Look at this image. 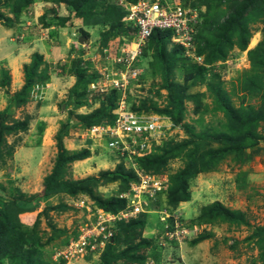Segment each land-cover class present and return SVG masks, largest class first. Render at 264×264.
<instances>
[{
	"label": "rangeland",
	"instance_id": "rangeland-1",
	"mask_svg": "<svg viewBox=\"0 0 264 264\" xmlns=\"http://www.w3.org/2000/svg\"><path fill=\"white\" fill-rule=\"evenodd\" d=\"M96 1L95 10L82 17L70 11L65 3L46 0H34L18 20L9 8L1 7L4 19L0 21V113L9 115L8 124L26 121L28 125L26 130L6 136L4 155L0 162V195L3 197L0 199V208L18 195L32 202L38 197L42 198L34 210L23 212L20 219L25 230L36 226L44 246V258L49 264H102V253L107 243H114L112 238L119 224L138 218L146 219L145 227L139 230L131 245L125 243L123 234L122 242L116 245V252H123L128 246H135L142 240L149 241V246L137 252V255L145 258L144 264H264V122L257 126L256 144H234V135L247 125L228 120L224 111L214 112L213 100L208 97L210 93L206 84L192 83V80L185 83L188 70L196 66V62L188 58L187 54L186 62H180L168 81L181 86L187 84L189 94L203 93V106L207 105L209 111L204 108L203 113L193 100L186 98L181 126L169 116L158 114L160 127L156 134L148 138V146L144 151L135 157L131 154V158L110 146V143L115 142V135H119L127 149L130 148L126 142L127 134L120 127L115 129L105 123L94 129L85 127V118L104 108L105 104L108 106V98L113 92L119 100L123 97L121 94L126 93L129 99L126 105L129 107L130 103L148 106L150 112L146 111L147 119L150 117L148 115L154 113V108H166L174 95V90L164 88L162 74H153L159 65L152 66L155 62L154 49H146L147 55L141 59L145 72L133 85L130 82L132 73L126 74L127 66L119 62L124 56L123 49L128 50H125V57H135L132 51L136 50L139 33L135 25L139 11L135 10L131 18L129 3L125 0ZM195 1L167 0L170 5L176 6ZM253 1L256 0L218 1L211 11L200 7L203 10L200 13L210 20L208 25L217 20L216 26L225 27V21L230 22L242 12L244 17L241 16V19L246 27L243 30L247 35L237 33L235 39H231L235 41L232 46L222 49L224 59L208 67L211 70L208 79L222 86L233 108L244 111L253 108L258 112L264 104V88L254 95H246L242 91L244 81L252 78L256 72L264 81V67L260 63V57L262 60L264 58V50H261L262 55L258 53L254 59L250 55L264 40V0H258V6L250 12L246 11ZM118 6L127 13L118 14ZM48 12L49 16L53 15V20L46 27L42 18ZM8 18L15 22V26H7L12 24ZM119 23L124 24L118 26ZM118 30L123 33L115 34ZM245 40L246 47L243 50ZM173 46L167 45L168 59ZM214 46L215 51L220 49L217 42H214ZM191 52L197 53V47ZM36 54L41 55L42 59L39 61L35 84L28 94L27 104L17 107L14 98L24 87L26 70L34 66ZM8 79V86H2ZM243 97L245 100L241 103ZM118 107L114 110L116 114L120 113ZM186 128L193 133H189ZM61 131L66 132L63 140L68 154L83 150L90 152L89 158L68 166L66 179L98 178L108 172L116 174L117 166L121 163L126 170L136 174V179L127 184L121 179L113 182L101 179L99 185L94 187V194L103 199L116 195L127 199L125 210L114 214L117 217L115 220L112 214L101 210L88 195L73 198L57 194L44 199L43 184L55 167ZM223 133H227L225 137ZM217 137L220 138L218 142L215 141ZM198 144L200 149L196 148ZM184 146L187 147L181 149ZM10 148L11 154L8 153ZM171 148H177L178 155L168 159L166 166L161 167L158 173L143 171L137 162L138 158L145 156L165 157V152ZM210 148L225 149V152L216 161L214 169L204 171L195 152L201 155ZM191 156L197 163H194L193 170L187 176L189 200L172 205L168 197L176 189V182L180 185L178 177L187 169ZM151 177L161 183V191L165 194L157 199L155 208L150 207L151 200L144 196L148 190L143 180ZM126 186H129L128 191L121 193ZM158 194L151 193L150 196L157 198ZM217 202L232 212L242 213L245 223L239 226L220 220H200L204 208ZM60 206L67 208L57 209ZM135 208L140 210L134 212ZM106 220L108 222L103 226L104 230L110 228L113 232L111 241L98 244L93 250L91 246L88 251L74 252L76 254L69 259H65L64 255L58 257L57 253L68 249L71 243L76 244L82 238L85 240L90 235H97L99 223ZM50 238L54 239L49 243L47 240ZM65 241L69 244L65 245ZM3 264L10 263L4 261ZM113 264L140 263L123 258Z\"/></svg>",
	"mask_w": 264,
	"mask_h": 264
},
{
	"label": "trees",
	"instance_id": "trees-1",
	"mask_svg": "<svg viewBox=\"0 0 264 264\" xmlns=\"http://www.w3.org/2000/svg\"><path fill=\"white\" fill-rule=\"evenodd\" d=\"M46 1H54L56 3H65L67 4L70 11H75L77 16H83L87 12H92L95 10V6L97 4L96 0H46ZM126 2L130 4H136L139 0H125ZM218 1L223 0H197L191 4H189L192 7H206L207 10L211 11L212 6H215V4L218 3ZM34 3V0H0V21L4 19V13L1 11V7H6L10 9V12L16 17L18 20L20 18V15L23 13L25 9H27L29 6H31ZM260 2L258 0L251 2L249 5V8L246 10L248 12L252 11V9L255 6H258ZM118 14L125 15L127 12L125 9L121 6L117 7ZM214 8V7H213ZM50 12L44 14L42 21L46 27H49L52 23V16H49ZM238 15V14H237ZM242 12H240V15L235 17L230 22L225 21L224 24L225 27H220L221 25L216 26L217 20L213 22V24H210V20L205 18V15L202 13V18H204L203 23L199 27V31L196 34V42H197V50L198 55L206 56V65H213L215 62H219L220 60L224 59L222 55V49L224 47H231L233 42L231 39H235V35L239 33L242 36H246L247 33L244 31L246 29L242 19H241ZM244 17V16H243ZM9 21H12L10 18H8ZM124 23H119L118 26H123ZM12 25L15 26V22L11 25H7L12 27ZM215 29V30H214ZM244 29V30H243ZM221 30L224 33H221ZM134 32L137 30L134 28ZM123 33L121 31H116L115 34ZM173 33L171 31H161V30H155L153 34L151 35L150 39L148 40L145 48H144V55L142 54V57H145L147 55V51L154 49V63L152 66L154 67L155 64H159L156 66L155 73L159 72L162 74V77H164V88L170 90H174V95L171 98V101H169V105L166 106V108H162V110H158L154 108V113L160 114L162 113L164 116H169L171 120L181 126V122L184 118V99L188 98L189 100H193L198 110L203 111L204 108H206V111H209V107L207 105L203 106V93H191L189 94V86L187 84L185 85H178L177 83H173V81H168L169 77L172 75L175 68H178L180 65V62L185 61L186 62V56H185V48L181 45L174 44L172 41ZM249 37V35H248ZM241 39V38H240ZM214 42L218 44L219 50H216V47L214 46ZM174 45V49L172 54L169 55V59L167 58L169 54V50L167 45ZM148 46V47H147ZM246 47V40L245 45L242 44L243 50H245ZM264 50V40L258 44V48L250 52V55L253 57L257 56L258 53L262 55V51ZM41 55L36 54L34 63V66L32 68H27L26 70V82L24 87L20 92H18L14 98L16 106L20 107L27 104V98L28 94L32 89V86L35 84V77L38 73L39 69V61H40ZM38 61V62H37ZM260 63H262L264 67V58L263 60L260 57ZM197 66V64H195ZM196 66L188 70V74L185 79V83L192 80V83H203L206 84L208 87V91L210 97L213 100L214 109L216 110L224 111L225 116L227 115V119L235 122V123H242L247 126L245 128L234 135V144H238L241 142L248 143V146H253L254 143L256 144V140H258V136L256 133L257 126L260 122H264V104L260 110L254 111L253 108H248L245 111L243 109H235L230 104V99L228 94L223 90L221 85H215L214 82L210 81L208 79L209 76H211V70H208V67L205 65L200 66L196 68ZM258 67V65H255ZM198 74L196 75L195 73ZM210 72L209 74H207ZM171 74V75H170ZM40 76L42 74H39ZM215 78H216V74ZM207 76V77H206ZM199 80H198V78ZM245 85L242 91H245L246 95L250 94L254 95L255 92H258L259 89L264 88V81L262 77L259 75L258 72L251 78H247L245 81ZM9 79L5 80L2 83V86H8ZM202 85V84H201ZM264 96V92H263ZM118 98V99H117ZM202 99V102H201ZM264 99V97H263ZM109 105H104L105 107L93 112L92 114L88 115L85 118V127H94L101 125L105 123V125H110L115 123L116 121V114L114 113V110L118 106V103L116 105V100H119V97L115 96V92L108 98ZM245 100V97L242 98V101ZM117 101V102H118ZM264 103V102H263ZM132 109L134 111L142 112L147 111L150 112V108L145 106L144 103L141 105H134ZM254 113V114H253ZM253 114V115H252ZM9 115L5 112L0 113V162L3 159V147L6 144V136L15 134L18 131L26 130L28 123L26 121L24 122H15L12 124H8ZM229 123V122H228ZM229 124L226 125V127ZM186 130L189 133H193L191 129L186 128ZM65 131H61L58 137V156L56 159V164L51 173L45 178L44 180V189H43V197L50 198L53 195L57 194H66L70 197H77L78 195H88L90 196L97 206L104 210L106 213L110 214H117L123 210H125L128 201L126 198H121L119 196H113L108 199H103L102 197H99L94 194V187L98 186L101 182V179L105 180V182H113L118 179L124 180V182L127 184L130 180L135 178V173L132 170H126L124 167V164L121 163L117 166V173L112 174L110 172L102 174L98 178H85L82 180H68L66 179L67 176V168L68 166L76 161H82L90 157L89 150H83L81 152L75 153V154H68V151L65 148L64 145V136H66ZM227 133H223V137H225ZM215 139V138H214ZM215 141H220V138L217 137ZM191 143V142H189ZM186 145V144H185ZM187 146L182 147L186 148ZM198 149H200V144L197 145ZM225 149H208L203 154L199 155L198 152H195V156L198 155L199 159L202 162V167L204 171H209L214 169L215 163L218 159L222 157L224 154ZM9 154H11V148L8 151ZM120 153V152H119ZM179 151L177 148H171L167 152H165L164 156H145L140 157L137 159V162L139 166L143 169L145 172H154L158 173L161 169V167L166 166V162L168 159L174 158L176 155H178ZM128 155V154H127ZM129 158H131L130 155H128ZM135 157V156H134ZM194 163H197V160L194 159V156L190 157V161L188 163L187 169L180 174L178 179L180 180V185L177 183V187L179 188L178 191L176 189L171 193V195L168 197L169 201L172 205H177L180 202H187L189 200V191H188V182H187V176L190 175L191 170H193ZM136 179V178H135ZM175 183V184H176ZM129 189V186H126V188H123L120 192H127ZM180 191V192H179ZM120 193V194H121ZM180 193V195H179ZM165 194L162 192H159L157 198L150 196V194L145 193L144 196L151 200V208H155L157 204V199L159 200L162 196ZM2 196L0 195V199ZM42 199V198H40ZM40 199L38 197V200L36 199L34 202L28 201L26 199H23L22 196H14L12 199L8 200L3 204V207L0 208V264H3L4 261H8L10 264H49L45 260L44 252L42 249L44 246L41 243V237L38 234L36 226L32 229H24V224L22 223L20 219V215L23 212H29L34 210L40 203ZM42 201V200H41ZM67 208L66 206H60L57 207V209H63ZM143 215V214H142ZM144 216V215H143ZM244 215L238 211L232 212L231 210H228L225 208L221 203L217 202L214 203L211 206H207L204 208V211L202 215L200 216V220H220L229 222L231 224H237L241 225L245 223ZM146 225V219L144 218H138L135 220H130L129 223L121 222L119 224V229L112 238L114 240V243H107L106 244V250L102 253V264H113V262H117L119 260H122L123 258L127 259L128 261L132 263H140L144 264V257L141 255H137V252L142 247L149 246V241L142 240L139 244L135 246H128L123 252L117 253L116 245H120L122 242V235H125V243H128V245H131L133 240L135 239V236H138L139 230L145 227ZM140 234V233H139ZM54 238H50L47 240L49 243ZM205 240V239H204ZM65 245H68L69 242L65 241Z\"/></svg>",
	"mask_w": 264,
	"mask_h": 264
},
{
	"label": "built area",
	"instance_id": "built-area-1",
	"mask_svg": "<svg viewBox=\"0 0 264 264\" xmlns=\"http://www.w3.org/2000/svg\"><path fill=\"white\" fill-rule=\"evenodd\" d=\"M128 7L131 11V18H133L135 10L139 11L138 16L135 18V25L138 27L139 33L137 36L136 50L132 51V55L135 57H125V53L128 50L123 49L124 56L119 60L120 63H125L124 65L127 66L126 74L131 72L132 78L138 76L139 71L136 70L135 66L138 63L142 47L148 42L153 32L157 29L161 31H172L174 42L183 46L187 50L188 55L191 54V50L195 48L197 31L203 22L200 13L202 10L201 8L192 7L186 2L185 4L179 3L178 6L174 4L170 5L167 0H149L148 2L146 0H140L136 4H129ZM119 111L120 113L117 119V124L114 128L118 129L120 127V129L127 134L128 138L126 142L129 143L130 148L127 149L125 141L121 140L118 134L117 137L115 135V142L110 143V146L122 153H126L130 156L133 154L136 156L137 153H141L148 146V138L156 134L160 127L158 124L160 118L156 115H148L150 117L147 119V114L133 113L128 109L124 101L120 103ZM162 128L163 127L161 126V129ZM143 184L147 186V194L157 193L162 189L161 183L156 179H152V177L151 179L149 178V180H143ZM138 209L135 208L134 212H137ZM112 217L113 219L117 218L114 214H112ZM106 222L108 221L106 220L99 223L97 235H90L85 240L82 238L78 240L76 244L71 243L68 246V249L57 253L58 257L64 255L65 259H69V257L74 256L78 251L81 253L88 251V248L91 246V249L93 250L98 244H103L104 242L106 244L107 241H111L113 232L110 228L107 229L106 227L107 230H104L103 224ZM102 230H104L103 233Z\"/></svg>",
	"mask_w": 264,
	"mask_h": 264
},
{
	"label": "clouds",
	"instance_id": "clouds-1",
	"mask_svg": "<svg viewBox=\"0 0 264 264\" xmlns=\"http://www.w3.org/2000/svg\"><path fill=\"white\" fill-rule=\"evenodd\" d=\"M140 1V0H139ZM138 1V2H139ZM130 4V3H129ZM202 12H203V10H202ZM203 23V22H202ZM198 31H199V29H198ZM198 31H197V33H198ZM172 32V31H171ZM173 33V32H172ZM172 40H173V37H172ZM174 44H176L175 42H174V40L172 41ZM147 44V43H146ZM146 44L142 47V48H144L145 46H146ZM196 45H197V42L195 41V47H196ZM186 50V49H185ZM187 54V50H186V52H185V55ZM187 56H188V58H191V59H193L195 62H196V64L197 65H201V66H203V65H205L206 67H211L212 65H206V56H202V55H198V53H192L191 52V54L190 55H188L187 54ZM194 56V57H193ZM141 59H142V51H141V54H140V56H139V58H138V63L136 64V66H135V68H136V70H138L139 71V74H138V76L137 77H135V78H131V81L130 82H132V85H133V83L135 82V80H138V77H141L143 74H144V72H145V69H143V67H142V64H141ZM122 68H125V67H123V66H121ZM121 95H123V97L121 98V100L120 101H118V106L120 107V103L122 102V101H124L126 104H127V102L129 101V99H128V97L126 96V93H122ZM124 95H125V97H124ZM128 99V100H127ZM126 100H127V102H126ZM131 102V101H130ZM138 106H139V103L137 104ZM128 106V105H127ZM118 107V108H119ZM132 107H133V105L130 103V107L128 106V109L131 111V112H133V113H138V114H147L145 111H142V112H138V111H134L133 109H132ZM119 110V109H118ZM116 114V113H115ZM151 115H156V116H158V114H156V113H152ZM116 116H117V118H116V121H115V123H114V125L113 124H110V125H108V126H110V127H115L116 126V124H117V119H118V117H119V112L116 114ZM164 117H166V116H164ZM105 126V125H104ZM99 127H102V125H100ZM95 128V126L93 127V129ZM138 155V154H137ZM159 192H162V191H159Z\"/></svg>",
	"mask_w": 264,
	"mask_h": 264
},
{
	"label": "bare ground",
	"instance_id": "bare-ground-1",
	"mask_svg": "<svg viewBox=\"0 0 264 264\" xmlns=\"http://www.w3.org/2000/svg\"><path fill=\"white\" fill-rule=\"evenodd\" d=\"M136 49V48H135Z\"/></svg>",
	"mask_w": 264,
	"mask_h": 264
}]
</instances>
